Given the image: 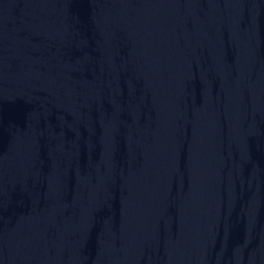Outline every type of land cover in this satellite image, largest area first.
I'll return each mask as SVG.
<instances>
[{"label":"water","instance_id":"95a60500","mask_svg":"<svg viewBox=\"0 0 264 264\" xmlns=\"http://www.w3.org/2000/svg\"><path fill=\"white\" fill-rule=\"evenodd\" d=\"M0 264H264V0H0Z\"/></svg>","mask_w":264,"mask_h":264}]
</instances>
